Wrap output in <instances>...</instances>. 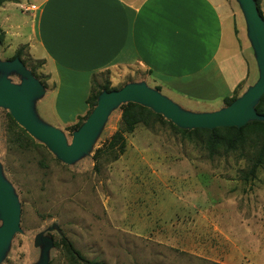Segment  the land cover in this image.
I'll use <instances>...</instances> for the list:
<instances>
[{"label": "rangeland", "instance_id": "obj_1", "mask_svg": "<svg viewBox=\"0 0 264 264\" xmlns=\"http://www.w3.org/2000/svg\"><path fill=\"white\" fill-rule=\"evenodd\" d=\"M40 1L18 0L0 7V61L12 60L21 47L11 37H26L29 32L31 11L22 6ZM224 1L249 43L238 2ZM260 9L264 16V0ZM231 20L225 18L229 28ZM17 27L22 36L12 30ZM19 58L44 82L42 62L28 54L26 45ZM147 74L134 68L114 69L93 79L119 88L128 80L145 81ZM3 75L12 83L21 81L14 71H0ZM257 77L253 55L250 77L237 96ZM147 85L153 88L151 82ZM161 92L185 110L214 111L208 104L198 106ZM50 99L48 93L36 100L34 110L42 122L59 128L43 114L44 105L50 102L52 107ZM8 113L0 107V175L19 206V230L0 264H38L45 245H35L40 233L53 240L47 264H85L71 256L60 243L62 237L84 259L99 264H264V165L253 178L243 177L252 147L209 154L200 135H184L164 119L149 126L140 123L125 133V149L117 159L103 148L94 157L95 149L119 125L121 111L116 107L90 148L65 163L31 136L20 137L21 145L13 143L7 131ZM62 131L70 141L72 132Z\"/></svg>", "mask_w": 264, "mask_h": 264}, {"label": "crops", "instance_id": "obj_2", "mask_svg": "<svg viewBox=\"0 0 264 264\" xmlns=\"http://www.w3.org/2000/svg\"><path fill=\"white\" fill-rule=\"evenodd\" d=\"M7 3L14 2L0 7ZM33 5L26 37L11 38L41 60L43 96L52 97L43 114L61 130L85 115L92 78L103 71H144L145 82L160 92L208 104V110L221 108L252 71V50L224 0H41ZM12 30L22 36L20 28Z\"/></svg>", "mask_w": 264, "mask_h": 264}, {"label": "water", "instance_id": "obj_3", "mask_svg": "<svg viewBox=\"0 0 264 264\" xmlns=\"http://www.w3.org/2000/svg\"><path fill=\"white\" fill-rule=\"evenodd\" d=\"M246 25V35L253 51L258 77L230 104L210 112H193L181 108L145 81L128 82L118 89L103 90L96 105L81 125L72 131L70 141L64 132L42 122L36 116L35 102L44 95V85L27 70L19 57L0 61V71H14L21 76L19 84L0 76V107L31 137L43 143L59 160L65 163L78 159L90 148L108 114L123 103L135 102L161 114L181 129H213L216 127H241L249 121H264L255 106L264 94V19L254 0H236ZM0 258L13 235L19 230V206L10 185L0 175ZM44 244L38 264H47V251L53 240L42 233L35 245Z\"/></svg>", "mask_w": 264, "mask_h": 264}, {"label": "trees", "instance_id": "obj_4", "mask_svg": "<svg viewBox=\"0 0 264 264\" xmlns=\"http://www.w3.org/2000/svg\"><path fill=\"white\" fill-rule=\"evenodd\" d=\"M17 1L18 0H0V6L6 2ZM254 2L258 8L259 14L264 19V16L262 15L260 9V0H254ZM22 48L23 46L19 47L15 51L12 58L21 57ZM40 81L45 85V83L41 79ZM128 82L131 81H126V83ZM240 87L241 84H239L236 89H234L233 94L230 97H225L223 99L224 105L230 104L236 97H238L237 92ZM153 88L160 91V88L158 86H154ZM113 89L118 88H111L108 81H104L102 84L96 83L92 78L91 89L88 97L86 98L88 109L85 115L79 116L77 121L74 124L67 126L66 129L70 132L76 130L96 105L99 93L103 90L110 91ZM119 109L121 111V115L117 129L112 133L109 139L103 143L102 147H98L95 149L94 157H96V155L103 148L108 151L113 159H117L125 149V133L132 132L134 128L140 123L149 126L155 121H163L165 119L161 114L155 113L150 108L142 106L135 102L123 103L119 106ZM255 110L257 114L264 115V94L261 96L259 102L255 106ZM8 119L9 130L7 131L10 132V140L13 143H18V145H21L19 138L22 136H25V138H30V135L16 123V121L11 117L9 113ZM167 122L184 135H200L209 154L229 153L243 150L246 146L252 147L250 155L251 157L249 158V167L247 172L243 174L244 179H248L249 177L253 178L256 174L257 169L264 165V121H249L241 127H216L213 129L194 128L191 130L178 128L170 120H167ZM14 131L17 132V137L13 134ZM60 243L66 247L71 256H75L78 260L84 262L85 264H99L95 261H87L86 259H84V257L77 250H75L64 237L60 239Z\"/></svg>", "mask_w": 264, "mask_h": 264}, {"label": "built area", "instance_id": "obj_5", "mask_svg": "<svg viewBox=\"0 0 264 264\" xmlns=\"http://www.w3.org/2000/svg\"><path fill=\"white\" fill-rule=\"evenodd\" d=\"M22 8L24 11H31V10H35L36 7L33 4H29L27 6H22Z\"/></svg>", "mask_w": 264, "mask_h": 264}]
</instances>
